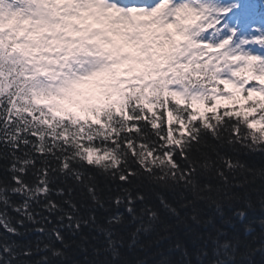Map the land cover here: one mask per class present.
I'll list each match as a JSON object with an SVG mask.
<instances>
[{
	"label": "snow or ice",
	"instance_id": "snow-or-ice-1",
	"mask_svg": "<svg viewBox=\"0 0 264 264\" xmlns=\"http://www.w3.org/2000/svg\"><path fill=\"white\" fill-rule=\"evenodd\" d=\"M0 264H264V0H0Z\"/></svg>",
	"mask_w": 264,
	"mask_h": 264
}]
</instances>
